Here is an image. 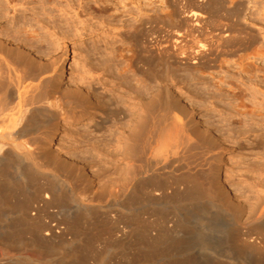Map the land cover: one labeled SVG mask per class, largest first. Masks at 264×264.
Listing matches in <instances>:
<instances>
[{
  "label": "rangeland",
  "instance_id": "374dc122",
  "mask_svg": "<svg viewBox=\"0 0 264 264\" xmlns=\"http://www.w3.org/2000/svg\"><path fill=\"white\" fill-rule=\"evenodd\" d=\"M33 1L34 3H32ZM96 1L69 0L67 2L64 0V4H58L65 6L66 2L69 4L71 2L72 7L74 5L77 11V31L76 33L75 31L74 33L70 32L69 39L60 36L61 46L59 47L61 50H55L54 44L56 43L50 38V33L46 28L49 23H46V15L42 13L46 10L40 11L45 22L41 24L31 21L33 25L36 23L34 27L41 26L40 33H34V29L32 30L33 25H31L29 17L36 9H32L31 5L39 4L37 10H40L41 2L30 1V5L28 3V7H26V11L29 10L23 12L25 15H21L23 13L19 7L17 8L18 12L16 11L19 16L16 14L14 18H11V11L9 17H3V12L2 15L0 14V53L4 55L3 49H9L14 54L15 52L20 53L22 60H26L32 69L45 68V72L41 74L43 80L47 79L52 71L55 75L57 73L58 78L54 80L55 88L58 89L54 90L56 96L64 94L65 91L74 90L76 86L79 87L78 84L81 82V84L83 83L82 89H89V86H93L89 90L92 94L91 101L95 100L94 93L106 89L108 95L113 91L110 94L113 100L118 102L123 96L124 100L130 101H125L128 109L124 107V102V111L126 110L124 115H126L123 116L122 121L119 120L120 123L117 121L118 125L113 119V122L110 119L109 124L114 125L111 126L107 123L110 127H107L106 124L104 128L94 132L95 134L89 133L88 130L86 131L87 128L85 129L89 124V117L84 116L77 120V118L71 117L73 111L67 108H64L61 114L47 123L40 121L36 126L32 125L35 128L30 136L35 137L38 145H45L43 149H40L42 153L37 151V153L34 152L35 154L32 153L36 162L50 168L66 165L67 175L73 178L72 182L77 181L76 183L81 185H75L76 193L84 192V189L90 187V191H87L90 193L89 196L97 193L101 194L100 199L104 196L105 200L103 198L96 199L97 201L91 204L93 208L76 214L75 219L61 213V207L71 205V196H73L71 192L65 191L63 199L60 197L61 201L58 199L45 203L41 196L39 197V193L37 196V192L35 193L34 190L36 191L38 184L45 185L49 182V177L40 176V179L37 177L34 180H27L28 182L25 183L18 180L17 173L23 167L22 160L25 155L21 154V159L11 155V160L8 161V164L6 162L7 165L4 163V166L0 165V264H221L217 255L220 252L226 254L225 250L229 251L225 234L227 228L233 226V223L239 226L234 234L237 239L255 241L259 238L263 239L259 228L250 225L249 210L256 201L255 193L264 190V142L259 141V135L255 136V134H262V139H264V127L253 126V129L240 139V145L234 144V141L226 140L228 133L225 130L228 126L226 121L220 117L224 116L229 108L227 105L224 107L225 103H229L233 98L227 99L228 94L225 95V91L228 87L222 86L223 83H220L222 91L225 90V93L221 94L223 98L221 95H215L209 99L210 94H207L206 88L198 92L193 91L197 98L196 102L193 101L194 104L189 103L188 99L185 100L183 95L182 97L177 96L178 94L174 96L177 102L180 101L178 104L182 105V113L185 114L183 116L186 119L184 121L187 122L184 126L185 129H188V132L195 130L197 133L198 131L199 139L192 131L191 141L184 140L177 149L179 151L178 161L172 162L168 167L158 169V165L150 164L151 161L145 160V156L140 152L136 153L137 156L141 155L140 162L137 161L136 155L135 161L127 158L129 156L123 149L126 134L123 132L125 130L128 133L132 122L135 123L138 118L137 112L140 111L138 98L135 99L136 101L130 99L136 96L133 83L136 82V86L142 79V85L150 83L149 86L155 88L165 80L167 71L174 72L175 76L181 74L174 69L179 64L175 65L165 46L170 43L169 41L173 37L172 33H175L176 30L187 29L189 21L185 20L186 15L184 14L187 10L196 9L201 13L203 19L198 29H200L199 34L203 30L202 35H199V38L200 36L204 37V39L200 38L202 42L210 43L211 40L217 38L214 35H220L222 32L223 35L229 34V36L227 35L228 39L226 36L228 40L226 43L223 42L219 45L213 41L211 43L214 48L216 46L222 48L226 44L227 47L226 45L224 47L233 52L217 56L218 58L235 59L243 53L259 50L260 53L257 52L256 58L253 57L251 60L255 69L257 68L256 71H260L258 74L264 78V0H240L241 2L235 4L231 0H203V2L202 0H105L103 4L105 9L97 5L101 0ZM45 5H50V3L46 2ZM60 6L56 5L54 9ZM55 11H53L54 14H58ZM181 18H185L184 21ZM20 25L23 27L22 30H27L26 32L34 35L35 38L30 39L31 36L28 37L20 32L28 39L23 36L26 42L22 40L15 44L12 41L13 36L16 35L13 34V31L16 33L17 29H20L18 27ZM190 25L189 22L188 28ZM82 27L85 29L83 30ZM26 32L24 31V33ZM17 35H19L18 31ZM62 54L64 64H59V57ZM212 54H208V57L205 56V61L203 57L201 61L205 66V71L212 72L217 79L222 74L215 68L216 66H211L218 60L216 57L215 62H212L211 58L215 56V50ZM235 66L237 64H232L231 68H235ZM11 67H14V63L11 64ZM123 67L127 69L126 72L121 70ZM0 68L2 74L8 72L2 57H0ZM128 69L131 70L128 71ZM127 72L134 73L136 76L128 73L132 75V79H130ZM118 73L121 74L120 77H118ZM80 74L84 77L80 78ZM62 77L64 78L61 79ZM135 78L136 80H133ZM259 78L256 87L263 92L264 82ZM39 79L26 84L25 88L20 87V94L33 84L38 83ZM212 81L213 79H209L208 84L212 85L214 83ZM235 82V85H238L235 91L239 90L236 95L245 94L246 91L251 90V86L248 87L249 84L246 81L245 83L238 78ZM149 86L144 90L147 92L143 91V95L147 96L148 91H152ZM154 88L153 90H155ZM192 88H199V86L191 85L190 89L193 90ZM201 91L206 93L205 99L203 98L204 93ZM124 92H127L129 97ZM249 93L245 95L248 99L244 98L248 101L246 103H249L248 107L264 109V96H261V93H256L255 98L254 96L250 98L248 97ZM145 96L143 99L148 97ZM12 97H14L13 104H16L17 98L14 95ZM116 101L113 103H117ZM131 106L136 108L132 109ZM124 123L125 128L119 126ZM116 125L121 128H117V130ZM190 126L191 130H189ZM109 128L113 132L108 131ZM122 128L124 130L119 133L118 131ZM184 131L181 139L185 136ZM121 134L122 136H120ZM203 138H206L207 143L201 145L200 142ZM207 138L211 143L207 141ZM191 143L195 145L192 147ZM184 162H190V178L187 175L188 169L179 167V164H184ZM134 165L136 171L142 170L144 176L142 174L141 176L145 178L141 182L137 180L139 182L132 186L129 184V179L132 176L129 172H132V168L130 170L129 168ZM59 168L62 174H66L64 168ZM42 171L48 173L50 170L42 169ZM152 173L156 174V177L154 175L158 183L156 187L149 177ZM185 176L186 178H184ZM182 178L185 180L182 181ZM190 182L196 187L195 194L188 195L177 191L178 186L181 187ZM83 185L87 187L84 188ZM120 190H123L124 194L118 198L117 208L107 211L106 200L109 198V193L118 194ZM45 191L49 192V188ZM148 191L152 192L148 193ZM105 195L107 196L105 197ZM91 205H88L87 208ZM183 218L188 221L190 228V238L184 241L183 245L162 243L156 238L155 229L162 223V226L172 228L173 224L178 223V219ZM22 219H26L27 222ZM43 222L53 226L57 224L58 228L54 229L52 234L45 235L42 228H40L41 230L34 229L31 226L32 223L42 225ZM66 223L69 225L73 223L74 226L71 225L68 228ZM146 224L155 226L150 227L148 233H143ZM64 226H67L68 229ZM239 260L240 264H254L252 260ZM227 262L225 264H237L236 261L230 259Z\"/></svg>",
  "mask_w": 264,
  "mask_h": 264
},
{
  "label": "bare ground",
  "instance_id": "6f19581e",
  "mask_svg": "<svg viewBox=\"0 0 264 264\" xmlns=\"http://www.w3.org/2000/svg\"><path fill=\"white\" fill-rule=\"evenodd\" d=\"M30 1H32V0H0V14L2 15V12H3V15H2L3 17L4 16L9 17V14L11 11V13H12L11 18H14L16 16V14H18V16H19V13H17L18 12L17 8L19 7L20 11L22 10V13L27 12L29 9H27V11H26V7H28L27 6L28 3L30 5V3H31ZM35 1L41 2L42 8L39 7L40 10H37L39 4H37V6L35 4H33V6L31 5L32 9L34 8L36 10L34 13L30 14V17H29L30 22L33 20L35 22H38V23L40 22L42 24L43 22H45V18H46V20H47L46 23L47 22L49 23V24H47L48 27H46V28L48 29V32L50 33V38L53 39L56 43V44H54L55 50L56 49L61 50V48L59 47V46H61V44L59 42L60 36L61 37L64 36L65 39L68 37L70 38V34H71L70 32L74 33V31H75V33H76V31H77V29H76V15H77L76 8L74 7V5L72 7L71 2H70L71 6L69 3H67L69 0H66L67 4L65 3V6L58 5V4H62L64 0L63 1H61V0H35ZM46 2L48 4L50 3V5L46 6L45 5ZM202 2H203V0H202ZM231 2L233 4H235V3H239L241 1L240 0H231ZM32 3H34V1ZM35 3H38V2H35ZM104 3H105V0H101L100 3H97V5L100 8L105 9V6L103 5ZM54 4H56L57 6H60V7H56V9H54L56 6V5L52 6ZM82 5L84 6V4H82ZM89 7H92V6H89ZM41 10L42 11L46 10V11L42 12ZM55 10H58V11L56 12ZM40 11L46 15L45 18L41 17L42 13ZM53 11H55V13H58V14H54ZM24 13L21 14V12H20L21 15H25ZM184 14L186 15V17L184 15V17L186 19L185 18H181V19L182 20L185 19V20H187V22L189 21L191 24L190 28H188L189 27L188 26L189 22H188L187 23V29L185 28V30L183 29V31L176 30L175 33H172L173 37L171 38V40L168 39V40H170L169 41L170 43L166 44V46H165V49L170 52L171 57L173 58L172 60H174L175 65L179 64L174 69L176 71L180 72L181 74H178L177 76H175V75H173L174 72L170 71V72H172V73H170L169 71H167L168 73H166V75H165L166 76L165 80H164L165 82L163 81L164 83L162 82L161 85H158L156 83L158 85V87H155V88L153 87L155 90H153V88L149 86L150 83L147 84L149 86V88L152 89L151 92L148 91V94H147L148 97L145 96L146 94H144V95L142 94L143 91L146 88H148L147 85L141 84L143 82V81H141L142 79L139 80V82H138L139 85L137 84L135 86L136 82L133 83L134 84L133 88H135V90H136L135 91L136 96L130 94L132 91L129 93V95L134 96V97L130 98V99H132V101L137 99V98L139 100V101L138 100L137 101H138V106H139L140 111H138L136 114L138 116V118L136 119L135 123L132 122L131 127H130L131 124L129 125L130 130L128 131V133L125 132V130L123 128L120 131H118L119 133H121V131L124 130L123 133L126 134L124 136L125 143L123 144V146H124L123 149L125 150V153L129 156V157H127L125 155L127 158H129L130 160H134V157L137 156L136 153H138V152L143 153V155L146 158L145 160L149 159V161H151L150 164L153 163L152 164L153 166H154V164L158 165L157 166L158 169H163V168L171 165L172 162H177L178 156H179V151L177 149H179V146L181 145V143L184 142V140H186L188 142H189V140L191 141L192 137L190 135H192V133L195 132V130L194 131L192 130L193 131V132L191 131L192 133L188 132L187 131L188 129L186 130L184 127L187 124V122L184 121L186 119H184V116H183L185 114L182 113V108H181L182 105H179L180 103L178 104V102H180V101L177 102L175 97H174L177 94H178L177 96H180V97H182V95H183V98L185 97V100L188 99L187 101H189V103H193V101H195L197 99L196 95L193 94L195 92H198V91L206 88L205 91H207L208 95L210 94V96H209V99H210V98H212L211 96H215V95L219 96V95L223 94V92L225 91V90L222 91L223 85L228 87L227 89L224 88L225 86L223 87L224 89H226L225 95L228 94L227 95L229 97V98L227 97L228 100L231 98H233V100H230L229 103H227V104L225 103L224 107L226 105H227V107H229L228 110H226V114H224V116H222V117H220L219 115L218 116L220 118H222V120L224 119V121H226V124L228 126L227 129L225 130L226 133H228L227 134L228 139H226V140L234 141V144L240 145V139L244 138L245 134L253 129V126L264 127V109H262V107H260V109H256L254 106L248 107L247 104H249V103H246L248 101L244 100V98L248 99L247 96H245L248 94V92H250L249 93L250 96L248 95V97H250V98H251V96H254V98H255L256 93L257 94L261 93L260 95L264 96V90H263V92H261L260 89L258 87H256V84H258L257 83L258 78L260 77L259 79L263 80V82H264V78L258 74L260 71H258V72L256 71L257 68L255 69V66H253L254 64H252V60H251V58H253V57L256 58V53L257 52L260 53L259 50L256 49L254 51L243 53L241 55H238L237 58H235V59H227L225 57L224 58L223 57L218 58L217 56H221L222 54L227 55L231 51H230V49L228 50L226 48L227 47L226 44H225L226 47H224L225 46L224 45V46H222V48H220L218 46H216V48H214V46L212 44V46L214 48L213 49L211 46V43H212V41L218 43L216 45H219L220 43H223V42L226 43V41H228L227 39L229 38L228 37L229 34L223 35V32H222V34L220 33V35L216 34L214 36H216L217 38H215V40L210 39L211 42L210 43L208 42L209 44L208 43L206 44L205 42H202L200 40V38L202 36H200V38H199V35H202V32H203V30H201L202 32L199 34L200 29H198V27L200 26V23L203 19L201 17V13L196 9H190V10L185 11ZM42 16H44V15H42ZM15 19H17V18H15ZM11 20L13 21V19H11ZM35 22H33V23H35ZM31 25H33L32 22H31ZM34 25H36V23ZM34 25L32 26L33 27L32 30L34 29L33 32L37 33V34L40 33L39 28L41 26L40 27H36V26L34 27ZM77 26H78V24H77ZM18 27L20 29H17V31H18V34L20 36H22L20 34V32H21L22 34L27 35L28 37L31 36L30 39L35 38V37H33L34 35L32 36V34L30 35L28 32H26L27 30H22L23 27L21 25ZM84 29H85V27L83 28V30ZM14 30H16V28H14ZM29 30H30V28H29ZM17 31H16V33H14L15 31H13V34H16L13 36V39H12V41L14 43L15 42L20 43V42H22V40H24L23 39L24 37L25 38L27 37V36L23 35L24 37L22 36L20 38V36L17 35ZM24 31L26 33H24ZM218 31L220 32V30H218ZM68 34H69V36H68ZM77 34H78V32H77ZM80 34H81V32H80ZM10 35L12 36V34H10ZM226 36H227V39H226ZM26 39H28V38H26ZM26 39L24 40L25 42H26ZM202 39H204V37H202ZM208 39H209V37H208ZM21 45H22V43H21ZM152 47H154V46H152ZM162 48H163V46H162ZM214 50H215V54H214L215 56H213L211 58V61L213 62L216 57L218 58V60L216 62L214 61L215 64L211 65V66H216L215 68H217V70H219L222 74L220 77L217 76L218 77L217 79H216V77H214V74L212 72H206L205 71V69H204L205 66L202 64V61H201V59L203 57H204V61H205V58H206L205 56H207L208 54L211 53V55H213L212 53ZM3 52H4V55H2L3 53H0V57H2L3 62L6 63L7 70L9 73L7 72L6 74H2V72L0 71V165L1 164H2V166H4V164L7 165L8 161L11 160V157H10L11 155L14 157H17V159L18 158L21 159V156H22L21 154L25 155L26 159L24 157L22 160V163H23L22 168L23 169L20 168V171L17 173L18 174L17 177H19L18 180L25 183L27 180H29V181L31 179L34 180L37 177L39 178L40 176H42L44 178L49 177L50 178L49 182H47L45 185L38 184L36 191L34 190L35 193L37 192L36 193L37 196L39 193V197L41 196L42 200L45 203H49L50 200H58V199L60 200V197L63 199V195L65 194V191L71 192V194H73V196H71V205L69 207H65V206L61 207L62 208L61 213L66 214L68 217H70L72 219H75L76 214L86 212L88 209L90 210L91 208H93L91 204L96 202L97 201L96 199H98V198L100 199L101 194L99 195V193H97V194H94L92 196H89L90 193L87 191L89 190L90 187L86 188L87 186L84 187L85 185H83L82 187H84L86 189L81 187L82 189H84L83 190L84 192H81L79 194L76 193L75 185H79V184L76 183L77 181L72 182L73 178H70L67 175V171L65 169L66 165L62 164V166L58 165V167H51L50 168L45 164L44 165L47 167H44L41 164H39L38 162H36V159L33 158L32 153L35 154L34 152H36V151L38 153H42L40 149H43L45 147V145L44 144L38 145L35 141L36 140L35 137H33V135H31L32 136L31 137L30 134H31L32 130H34L35 126L40 121L47 123L49 120L55 119L59 114H61V112L64 108H67V109H70V111H73L71 114V117H75V118H77V120L84 117V116H87V118L89 117L90 121H89V124L86 125L85 129L87 128L86 131L88 130L89 133L90 132L96 133L102 127L104 128V126L107 123L109 124L110 119H111V121L113 119L117 124V121L119 122V120H121L123 118V116L125 117L126 114L124 115V112L126 113V110L124 111V107L127 108L126 102L129 100H127V99L124 100L123 96H121L120 97L121 100L119 99L120 101L117 102L116 100H113L111 98L112 96H110V94L113 91L108 95L107 89H106L104 91H101V92L98 91V93H94L93 96H96L95 100L91 101L90 99L92 98V94L89 90H90L92 85L91 86L88 85L89 89L85 88L87 86L84 87L85 89H82L83 83L81 84V82H79L80 84H78L79 87L76 86V88L74 90L67 91V92L65 91L66 93L64 92V94L61 93L60 94L61 97L56 96V94L54 93V90L57 88H55L56 86L54 84V80H56L58 78L57 73L55 75L54 71H52L51 75H49L48 78L46 77L47 79L44 78V80H43V76H41V74H43L45 72V68L44 69H42V68L32 69V67L30 66V64H28V62L26 60H22V55L20 53L15 52V54H14V52L12 53V51L9 49H5V50L3 49ZM17 53H18V55H17ZM231 53H233V52H231ZM257 56H258V54H257ZM13 63H14V67H11V64H13ZM59 64H64L63 54L60 55V57H59ZM232 64H237V66H235V68H231ZM202 67L204 70L202 69ZM124 68L125 67H123V69H121V70L126 72L127 69H124ZM62 69L64 72V66L62 67ZM0 70H1V68H0ZM130 70L128 69V71H130ZM123 71H121V72H123ZM128 73L129 72H127L128 78H129V76L131 77L132 75H135L134 73H131V72L130 73L132 75H129L130 73L129 74ZM117 75H119L118 77H120L121 74L118 73ZM123 76H124V74H123ZM207 76H209V77H207ZM83 77H84V75L80 76V78H83ZM37 78L38 79L40 78L38 83L33 84L32 86L30 85L31 86L29 88L30 90L29 89L24 90L20 94V90H19L20 87L25 88L26 84L31 83L33 80H36ZM63 78L64 77H62L61 79H63ZM238 78L241 81H244V82L246 81L249 84L248 87L251 86L250 87L251 90H249L248 92L246 91L247 94L245 92V94L241 93L240 95H238V94L236 95V93H238L239 90L237 92L235 91V88L238 86V85L237 86L235 85V83H236L235 80L237 81ZM130 79H132V77ZM207 79L208 80L213 79L214 83L212 81V83H213L212 85L208 84L209 82ZM133 80H136V78ZM116 81H118V80H116ZM103 83L105 84V82H103ZM119 83H122V82H119ZM220 83L221 84L223 83L222 86L219 85ZM191 85H198L199 88H194V89L192 88L193 90H191L190 89ZM122 86H124V84H122ZM125 86H126V83H125ZM151 86H153V85L151 84ZM210 87H211V89H210ZM92 91H95V90H92ZM193 91H195V92H193ZM145 92H147V91H144V93ZM201 92H203V91H201ZM124 93L127 94V92H124ZM217 93H218V95H217ZM205 94L206 93L203 94V98L206 97ZM13 95L18 100V101H16V104H13V102H14V99H13L14 97H12ZM127 96H128V94H127ZM144 96L147 98L143 99ZM201 96H202V93H201ZM172 97L174 98L175 102H174V100L172 101ZM221 98H223V96ZM114 99H115V97H114ZM114 101H116L117 103L114 104L113 103ZM250 101H251V99H250ZM124 102H125V106H124ZM252 102H254V101H252ZM257 104H259V103H257ZM136 106H137V104H136ZM234 106H236V107L234 108ZM131 108H132V106H131ZM133 108H136V107L133 106ZM222 111L224 112L223 109H222ZM219 117H218V119H219ZM218 119H217V121L219 122ZM222 120H221V122H222ZM125 123L127 126V121ZM125 123L122 125H119V126L124 127ZM108 124L106 126L110 127V126H108ZM32 125H35V126L32 127ZM109 125H111V124H109ZM113 125H111V126H113ZM117 125H116V129L121 128V127H117ZM186 128H188V127H186ZM189 128H190L189 130L192 129L191 126ZM184 129H185V131H184ZM76 130H74V131H76ZM107 130L109 131L110 128ZM71 131H73V130H71ZM183 131L185 132L184 134L186 136V139H184L185 136L183 139H181V137L183 135L182 134ZM218 131H219V129H218ZM111 132H113V131H111ZM186 132H187V135H186ZM114 133H116V132H114ZM78 134H80V133H78ZM83 135H82V137H83ZM195 135H196V137L199 136L198 131H197V133L195 132ZM201 135H200V139H201ZM220 135L222 136L221 133H220ZM120 136H122V134ZM255 136L259 137V141L264 142V139H262L263 138L262 134H255ZM202 137H203V135H202ZM211 137H213V136H211ZM215 137H213V138H215ZM83 138H85V137H83ZM121 138H123V137H121ZM197 138L199 139V137H197ZM205 140H206V138H203L201 140V142H200L201 145L207 143ZM102 141H103V138H102ZM207 141H208V138H207ZM259 141H258V143H259ZM106 142H108V141H106ZM106 142H104V143H106ZM195 142H198V141H195ZM192 143H194V142H192ZM209 143H211V142H209ZM94 145H96V144H94ZM185 145L187 146V144H185ZM193 145H195V144H192V147H193ZM190 146H188V147H190ZM208 147H209V145H208ZM120 148H121V145H120ZM190 148H188V149L190 150ZM183 149H184V147H183ZM6 153H8V155H5ZM140 156L141 155L137 156L138 157L137 161H139ZM24 159H25V161H24ZM140 160H142V159H140ZM249 161H251V160H249ZM6 162H7V164H6ZM141 163H143V162L141 161ZM189 163L188 162H184V164L180 163L179 167L187 168L188 169L187 175H189V178H190L191 166H189ZM198 164H201V163H198ZM152 165H151V167H152ZM140 166H141V164H140ZM59 167L64 168L66 174H62L60 172ZM67 167H68V165H67ZM134 167H135V165H134ZM134 167L132 166L129 168V170L132 168V172H129L132 175V176L130 175L131 177L129 176L130 177L129 184L132 186L134 184H137L139 181L141 182V180L145 178V177L141 176V174L143 173V172H141L142 170L140 171V169L138 168L139 171H136L135 170L136 167L135 168ZM176 167H178V166H176ZM248 168H251V167H248ZM42 169H46L48 171L50 170L51 172L47 171L48 173H46L45 171L43 172ZM184 173H186V172H184ZM154 175L156 177V174H154V173L150 174L149 177H151L152 182L156 187L158 185V183L156 182ZM186 176L184 178H186ZM184 178H182V181L185 180ZM137 180H139V181H137ZM186 182H188V181H186ZM190 183L182 185L181 186L182 188L178 186V188H176L177 191L180 193L182 192V193L188 194V195L189 194H191V195L195 194L196 193V187L194 186L193 183H191V184ZM188 184H190V185H188ZM23 186H24V184H23ZM79 186H81V185H79ZM48 188H49V192L45 191ZM263 191L264 190H260V191L255 193V195H256L255 200L256 201L253 203L252 207L250 208V210H249V217L250 218L248 217L250 222H251V224L250 223L249 224L254 225L257 228H259V230H260L259 233L263 239L259 238V239H257V241L237 239L236 238L237 236L235 235L236 237H234V234H235V232H237V229L239 226L236 225V223H233V226H235V227H233L231 225L230 228H227V230H226L227 232L225 234L226 241H227L226 244L229 247V251L225 250V252L227 251L226 254H223L220 252L217 255V258L220 260V262H222L221 264L228 263L227 260H229V259L236 261L237 264H240L239 259H242V260L248 259L246 261L252 260V261H254V264H264V196H262V194H264ZM150 192H152V191H148V193H150ZM113 193L114 192L109 193V198L106 200L107 211L111 210L112 208H115V207L117 208L118 198L124 194V191L120 190V192L118 194H113ZM106 196L107 195H105V197ZM104 200H102V201H104ZM86 203H89V204H86ZM88 205H91V206H89V208H87ZM118 208H121V207H118ZM22 220H24V219H22ZM178 220H179L178 223L176 222V224H173L172 228L171 227L168 228V226H164V225H163L164 226L163 227L162 226L163 223L161 225L158 224L160 226L156 229L154 228L157 232L156 238L158 240H160L162 243H167V244L169 243V244L179 245V246L183 245L184 241H187L190 238V236H189L190 228H189V225L187 223L188 221L185 218L178 219ZM24 221L27 222L26 219ZM28 221H29V219H28ZM20 222L23 223V221H20ZM72 224L73 223H71V225ZM42 225H40L38 223L37 224L32 223L31 226L34 229L42 228V230L45 231V235L52 234L54 229L58 228L56 226L57 224L53 226V225H50V223L44 224V222H43ZM67 225H68V228L71 227V225H69V224H67ZM146 225L143 229L144 230L143 233H148L150 227L155 226L153 224L152 225L146 224ZM72 226H74V225H72ZM65 227H66V229H68L67 226H64V228ZM62 231H63V227H62ZM242 260H241V262H242Z\"/></svg>",
  "mask_w": 264,
  "mask_h": 264
}]
</instances>
